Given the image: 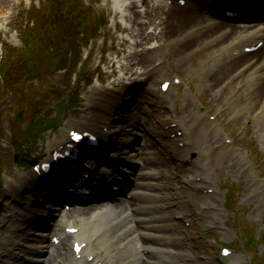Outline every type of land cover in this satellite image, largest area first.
Returning a JSON list of instances; mask_svg holds the SVG:
<instances>
[{
	"label": "rangeland",
	"instance_id": "1",
	"mask_svg": "<svg viewBox=\"0 0 264 264\" xmlns=\"http://www.w3.org/2000/svg\"><path fill=\"white\" fill-rule=\"evenodd\" d=\"M128 4H135L143 12L147 31L154 30L159 23L158 8L163 6L156 0H129ZM115 10V0H6L0 6V63L5 66L0 70V264H14L15 255L43 258L41 264L54 261V254L43 248L36 233L43 225H50L47 205L57 200L77 176H83L90 163L83 159L77 162L79 165L58 167L53 177L41 179L28 162L48 160L49 142L63 140L70 128L78 129L76 122L100 111L99 105L89 100L95 87L127 82L119 66L133 51L136 38L128 36L129 23L115 17ZM180 35L185 38L187 32L182 30ZM125 39L129 41L126 45ZM162 44V40L151 38L144 47ZM200 45L202 51L185 61L177 51L167 56V48L158 47L161 61L155 59L154 63L161 62L162 77L157 83L152 79L126 88L117 109L113 108L107 120L97 125L105 136L100 147L87 153L113 165L117 172L110 190L120 194L113 195L111 202L105 197L98 199L116 207L119 203L125 206L143 202L134 196L139 180L144 178L139 173L156 167L161 172L159 180L170 204L169 213L178 216L172 218L169 233L174 230L183 238L187 253L184 264H264V147L250 118L246 121L242 115L231 114L229 102L236 93L234 89L223 88L217 95L209 88L212 72L202 75L199 69L217 49L202 40ZM175 79L180 84L171 91L170 107H159L152 96L147 100V110L138 106L151 84L159 90L162 81ZM193 94L198 109L191 101ZM248 101L241 105L248 106ZM190 112L203 119L198 129L201 135L189 136L197 142L190 144L188 140L186 147L178 144L184 149L182 159L177 157L178 145L171 139L181 138L183 131L177 130L169 137L166 122ZM134 118L142 120L136 131L130 126ZM217 124L220 128L213 138ZM186 127L192 128V123L187 122ZM133 134L138 140L126 150L125 143ZM234 150L245 155L252 166L250 171L234 167ZM143 153L153 154L156 161L146 162ZM135 157L138 168L133 169L127 166V159L130 162ZM184 160L183 164L191 167L189 172H184ZM197 170L210 176L208 185L213 188L207 192L189 182ZM214 192L216 196H211ZM203 193L209 194L212 201ZM208 203L217 210H208ZM72 215L70 211L67 216ZM221 247H228L232 254L222 257ZM22 262L23 258L16 264ZM116 264L123 262L117 259Z\"/></svg>",
	"mask_w": 264,
	"mask_h": 264
},
{
	"label": "bare ground",
	"instance_id": "2",
	"mask_svg": "<svg viewBox=\"0 0 264 264\" xmlns=\"http://www.w3.org/2000/svg\"><path fill=\"white\" fill-rule=\"evenodd\" d=\"M128 1L115 0L116 10L114 12L115 17L121 19L122 22L129 23L126 26V29L130 30L128 36L136 38L135 42L132 43L133 51H129L123 57L126 64L122 62L119 66L120 72L127 76L123 77V79L127 78V82L122 80L119 85L95 87L89 100L99 105L100 111L91 117H84L83 121L76 122L75 127L84 129V131L97 132L99 136L104 137L105 134L100 131L97 125L107 120L113 110L112 107H116L119 103L120 95L125 92V89L140 86L144 81L151 82L152 79L153 82L157 83L158 78L162 77L159 72L161 62L154 63L155 59L161 61L157 56L158 47H166L168 50L166 52L167 56L171 51H177L181 60L185 61L190 57H195L196 54L202 51L200 45L202 40L207 45H215L217 51L212 54L210 61L206 62L207 64L203 63L200 66L199 72L202 75L212 72L208 86L217 95L221 93L223 88L228 89L230 87L234 89L237 95L235 93L229 102L231 114L233 116L242 115L246 121L250 118L252 124L258 128V139L264 147V45L258 51L245 52L247 47L252 46L251 43L264 41V26L258 24L255 20L243 21L236 25L238 26L236 28L224 26L232 24L221 20L218 22L219 24H214L215 17L213 15H221L224 7L233 4L228 0L224 2L212 0L210 4L206 0H189L188 8L196 10L195 12L182 8L178 4L171 6L169 4L171 0H156V2L164 4L165 8H158L159 23H156L154 30L148 32L146 27L148 24L145 21L143 12L137 10L135 4H128ZM5 4L6 0H0V6ZM238 8L245 12L246 19L264 17V0L247 1ZM207 9L213 15L207 14L205 12ZM161 27L162 29H158ZM182 30L187 32L185 38H181L180 33ZM151 38L162 40L163 44L152 48L144 47L145 42ZM125 40L124 44L126 45L129 41ZM137 47H142V49L137 50ZM138 58L140 60L132 64V61ZM221 64L224 65L221 66ZM161 84L159 85L160 88ZM160 88L157 90L152 84L149 88H146V95L138 106L147 110V100L152 96L153 101L156 100L155 102L159 107H170L172 103L171 91L175 88V84L173 83L166 92H163ZM190 98L195 104V109H198L195 94L190 95ZM244 100H249L248 106L241 105ZM194 114L190 112L187 116L166 122L169 127L165 133L169 137L177 130L183 131L181 138L171 139L176 143V146L181 143L186 147L188 140L190 144L196 143L197 141L194 138H189L193 134L196 135L195 137L200 138L201 132L198 129L203 119L194 117ZM134 116L137 117V114ZM139 121L142 120L134 118L131 121L130 126L135 131L138 130ZM187 122L192 123V128L186 127ZM219 128L220 126L217 124L211 134L213 138L217 136ZM155 136L158 137L156 133ZM69 139L68 134L61 141H51L48 143V149H56L61 145L65 146L70 142ZM132 140L133 138L126 141L127 148H130L137 141ZM182 151L184 149H181L179 145L175 149L177 157L183 159ZM232 153L236 156V160L233 162L234 167L239 168V170H251L252 166L242 152L234 150ZM142 157L146 162L156 161L151 153H143ZM127 160L129 162V159ZM183 162L185 160L182 161V164ZM128 166L133 169L138 168V159L133 158ZM182 166L184 167L185 163ZM112 168L106 169L109 179L112 177ZM194 168L198 169L196 166ZM183 169L184 172H189L191 167L187 165ZM197 171L196 177L190 178L189 182L197 190L207 192L210 188H213L208 185L207 179L210 178L208 172ZM141 172H145L144 174L139 173L140 177L144 178L139 180L140 187H138V191H135L134 196L143 199V202L137 201L134 204H126L127 206L122 204V206L115 208L111 204L106 205V203H103L105 201L97 202L95 200L93 204L89 205L90 208H86L87 206L84 203L87 200L83 198L84 193L74 195L76 201H78L76 205L81 206L71 209L72 218L62 217L60 213L61 216L53 223L51 230L39 231L36 234L44 241V249L54 254L55 262L51 261L50 264H116L117 259L123 264H184L182 260L186 258L187 253L182 242L183 238L178 237L174 230L171 234L169 233L171 226H173L172 218L177 219L178 216H172L169 213L170 204L163 196L164 186L159 180L161 172L156 167ZM202 195L212 201L210 198L216 196V192L210 194L211 196L207 193ZM89 198L91 197L88 196V200ZM207 205H209L208 210H217L214 209L215 205L213 203ZM142 210L148 211L137 215ZM24 218H27L26 214ZM70 227L78 228V231L73 234L67 233L66 228ZM53 233L59 235L61 239L58 245L51 243ZM75 242L86 244L79 255L73 251ZM22 258L23 262L19 264H41L44 261L43 258L33 260L29 256L19 258L18 255H15L14 264Z\"/></svg>",
	"mask_w": 264,
	"mask_h": 264
},
{
	"label": "trees",
	"instance_id": "3",
	"mask_svg": "<svg viewBox=\"0 0 264 264\" xmlns=\"http://www.w3.org/2000/svg\"><path fill=\"white\" fill-rule=\"evenodd\" d=\"M32 47V46H31ZM32 49H30L29 50V52L31 51ZM25 52H28V51H25ZM3 69H5V66L2 64V63H0V70H3Z\"/></svg>",
	"mask_w": 264,
	"mask_h": 264
}]
</instances>
